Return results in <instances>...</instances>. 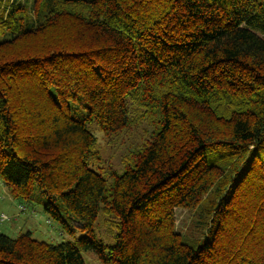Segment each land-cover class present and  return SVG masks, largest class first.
Wrapping results in <instances>:
<instances>
[{
    "label": "trees",
    "instance_id": "1",
    "mask_svg": "<svg viewBox=\"0 0 264 264\" xmlns=\"http://www.w3.org/2000/svg\"><path fill=\"white\" fill-rule=\"evenodd\" d=\"M0 180L85 233L0 264H264V0L0 1Z\"/></svg>",
    "mask_w": 264,
    "mask_h": 264
},
{
    "label": "rangeland",
    "instance_id": "2",
    "mask_svg": "<svg viewBox=\"0 0 264 264\" xmlns=\"http://www.w3.org/2000/svg\"><path fill=\"white\" fill-rule=\"evenodd\" d=\"M3 3L15 1L26 6L27 13L30 15V8L34 0H0ZM103 156L106 159H111L115 165L119 164L121 152H111L107 149L100 133H95ZM214 195L203 201L200 206L198 218L196 213L187 212L184 210L176 211V228L182 233L186 241H200L204 234L207 224L206 210L211 202H215ZM8 216L6 222L0 223V234L10 238H18L22 235L30 234L31 237L39 242H45L53 245L64 243H74L85 233L79 228V225L74 219L68 215H64L63 219L67 222L66 225L55 221L52 216L45 211V208L36 199L30 202L15 200L11 197L8 188L0 180V215ZM197 219V220H196ZM93 230L99 239L104 242H110L106 234L105 228L95 224ZM83 258L87 264H100L91 254L84 253Z\"/></svg>",
    "mask_w": 264,
    "mask_h": 264
},
{
    "label": "built area",
    "instance_id": "3",
    "mask_svg": "<svg viewBox=\"0 0 264 264\" xmlns=\"http://www.w3.org/2000/svg\"><path fill=\"white\" fill-rule=\"evenodd\" d=\"M7 219L5 215L0 216V223L4 222Z\"/></svg>",
    "mask_w": 264,
    "mask_h": 264
}]
</instances>
